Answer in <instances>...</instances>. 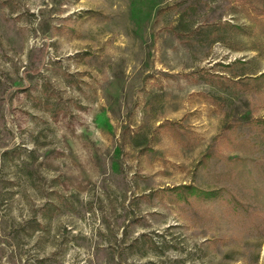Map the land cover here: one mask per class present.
I'll use <instances>...</instances> for the list:
<instances>
[{"label": "rangeland", "instance_id": "374dc122", "mask_svg": "<svg viewBox=\"0 0 264 264\" xmlns=\"http://www.w3.org/2000/svg\"><path fill=\"white\" fill-rule=\"evenodd\" d=\"M251 14L249 0H0V264H264Z\"/></svg>", "mask_w": 264, "mask_h": 264}, {"label": "trees", "instance_id": "16d2710c", "mask_svg": "<svg viewBox=\"0 0 264 264\" xmlns=\"http://www.w3.org/2000/svg\"><path fill=\"white\" fill-rule=\"evenodd\" d=\"M249 6L251 7L252 21L255 25L260 26L264 31V0H249ZM251 80V88L258 90L264 85V72L256 76H252ZM258 122L264 123V119H260ZM174 190H177L175 191V194L189 193L198 200L213 199L220 194L219 189H205L191 184L177 185L174 187Z\"/></svg>", "mask_w": 264, "mask_h": 264}]
</instances>
